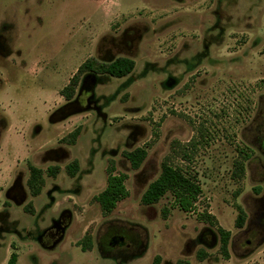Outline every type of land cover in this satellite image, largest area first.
Instances as JSON below:
<instances>
[{"label":"rangeland","instance_id":"rangeland-1","mask_svg":"<svg viewBox=\"0 0 264 264\" xmlns=\"http://www.w3.org/2000/svg\"><path fill=\"white\" fill-rule=\"evenodd\" d=\"M117 57L128 75L97 70ZM166 157L199 183L193 211L141 203ZM110 165L128 196L104 214ZM0 231V264H264V0H0Z\"/></svg>","mask_w":264,"mask_h":264},{"label":"trees","instance_id":"trees-1","mask_svg":"<svg viewBox=\"0 0 264 264\" xmlns=\"http://www.w3.org/2000/svg\"><path fill=\"white\" fill-rule=\"evenodd\" d=\"M133 67L134 61L132 59L117 57L107 63H101L97 70H99V72L109 74L110 76L123 77L128 75L132 71ZM94 70L95 67L92 60H87L79 66L77 74L83 71L94 72ZM76 78L77 76L75 75L70 81V86H67L61 92V95L64 98H71V94L74 91V85L76 84ZM78 132L79 128L75 129L72 134L73 138L77 136ZM73 138L70 143L74 142ZM182 152L183 153L180 156L181 160L186 159V156H188L184 150H182ZM123 156L129 161L131 168L137 169L146 157V150L143 148H136L132 151L123 152ZM175 156L177 157V155ZM58 170L59 169L57 167L50 166L47 167L46 173L49 176L55 177ZM65 170L69 176H74L78 170V162L73 160L65 167ZM114 171L115 168L113 165L107 167L105 187L94 197L104 214H109L116 207L118 201L128 196V191L124 184L126 175L124 173H114ZM42 173L41 169L32 165L29 166L27 185L30 190V194L33 196L40 193L44 184ZM166 193H171L174 204L185 212L194 210L197 197L201 193V187L195 177L188 175L186 170L181 165L174 164L170 157H166L161 163L160 172L158 176L149 183L146 190L143 192L141 196V203L144 205L154 204L158 202ZM242 223L243 218L239 215L235 224L237 227H240L242 226ZM219 230L222 235L220 249L222 254L227 257L229 232L223 230L222 228H219ZM87 242L88 245H81L82 250H86L90 247L89 239ZM16 258V253L13 252L7 264H16Z\"/></svg>","mask_w":264,"mask_h":264},{"label":"flooded vegetation","instance_id":"flooded-vegetation-1","mask_svg":"<svg viewBox=\"0 0 264 264\" xmlns=\"http://www.w3.org/2000/svg\"><path fill=\"white\" fill-rule=\"evenodd\" d=\"M0 233H3L2 231H0ZM3 239L2 236H0V240ZM120 243H122L121 239L120 238H117V237H112L110 241H108V246L110 249H113V247L115 245H119ZM80 249L82 250V247L80 246ZM87 250V249H86ZM82 251H85V250H82ZM13 252L9 253L7 259H5V264H7L8 260L10 259L11 257V254Z\"/></svg>","mask_w":264,"mask_h":264}]
</instances>
